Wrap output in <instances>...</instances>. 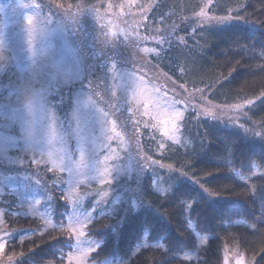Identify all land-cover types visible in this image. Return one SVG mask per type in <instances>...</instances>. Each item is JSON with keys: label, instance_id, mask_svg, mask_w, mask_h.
I'll use <instances>...</instances> for the list:
<instances>
[{"label": "rangeland", "instance_id": "1", "mask_svg": "<svg viewBox=\"0 0 264 264\" xmlns=\"http://www.w3.org/2000/svg\"><path fill=\"white\" fill-rule=\"evenodd\" d=\"M211 1L202 0L194 29L208 25ZM156 2L60 9L37 0H0V264H22L10 243L33 235L9 228L6 214L38 219L43 231L60 228L54 191L68 206L63 228L72 238L60 257L68 264H97L89 259L100 243L87 226L97 217L120 225L126 212L145 205L144 176L165 168L146 150L144 128L148 136L179 144L181 122L193 110L194 118L240 123L254 133L246 114L251 102L213 105L203 89L176 84L151 61L154 46L181 39L175 24L149 27ZM189 228L197 248L181 256L188 261L197 259L208 239ZM147 234L131 255L157 245L146 241ZM122 263L112 258L101 264ZM223 264L253 262L226 248Z\"/></svg>", "mask_w": 264, "mask_h": 264}, {"label": "trees", "instance_id": "2", "mask_svg": "<svg viewBox=\"0 0 264 264\" xmlns=\"http://www.w3.org/2000/svg\"><path fill=\"white\" fill-rule=\"evenodd\" d=\"M37 1L76 9L121 0ZM201 8L202 0H157L147 17L149 27L175 24L181 39L154 46L157 53L150 59L176 84L203 89L213 105L251 102L246 114L255 131H245L240 123L194 118L193 110L181 122L179 144L164 142L157 133L148 136L144 128L140 136L146 150L165 167L153 170L157 190L153 172L147 174L143 207L126 212L120 225L108 217L90 222L87 234L100 243L90 255L93 263L120 258L122 264H223L228 248L264 264V0H212L208 25L194 29L199 21L192 17ZM86 30L91 39L92 29ZM54 197L53 217L60 228L43 231L38 219L5 215L9 228L33 233L22 244L10 243L23 256L22 264H68L60 257L72 243L63 228L68 206L61 193L54 191ZM121 211L123 205L117 218ZM190 224L208 239L197 259L188 261L181 256L197 248ZM146 232V241L157 245L131 255Z\"/></svg>", "mask_w": 264, "mask_h": 264}]
</instances>
